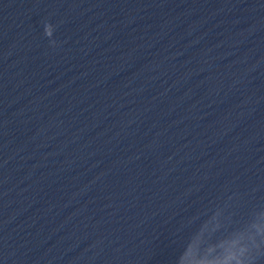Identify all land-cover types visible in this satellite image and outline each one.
<instances>
[{
	"label": "clouds",
	"instance_id": "1",
	"mask_svg": "<svg viewBox=\"0 0 264 264\" xmlns=\"http://www.w3.org/2000/svg\"><path fill=\"white\" fill-rule=\"evenodd\" d=\"M245 248L240 244L239 240H232L229 242L227 256L220 264H253V257L245 258L243 253Z\"/></svg>",
	"mask_w": 264,
	"mask_h": 264
}]
</instances>
